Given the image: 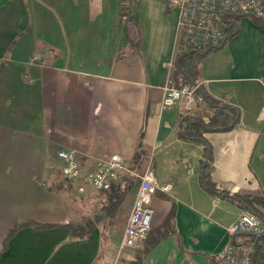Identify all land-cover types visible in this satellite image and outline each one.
Returning a JSON list of instances; mask_svg holds the SVG:
<instances>
[{
  "label": "crops",
  "instance_id": "obj_1",
  "mask_svg": "<svg viewBox=\"0 0 264 264\" xmlns=\"http://www.w3.org/2000/svg\"><path fill=\"white\" fill-rule=\"evenodd\" d=\"M129 11L132 48L121 44ZM178 16L172 0H0V264H214L223 253L243 209L200 184L203 147L177 134L181 114L211 110L161 108ZM199 66L203 91L239 111L232 129L203 134L212 181L229 195L264 192V28L242 17ZM151 147L178 160L171 179ZM61 149L76 151L79 178L59 176ZM111 155L123 170L111 189H92L85 172ZM146 169L170 186L152 197L151 226L172 211V229L146 253L145 243L119 252ZM26 220L50 226L18 229L1 251ZM87 220L89 235L72 236ZM253 264H264V240Z\"/></svg>",
  "mask_w": 264,
  "mask_h": 264
},
{
  "label": "built area",
  "instance_id": "obj_2",
  "mask_svg": "<svg viewBox=\"0 0 264 264\" xmlns=\"http://www.w3.org/2000/svg\"><path fill=\"white\" fill-rule=\"evenodd\" d=\"M178 8L175 50L202 49L218 45L224 38V19L229 14L251 13L264 19V0H172ZM200 82L179 87L165 83L161 108L180 103L184 110H195L202 102L198 92ZM61 161L59 173L67 179L79 178L80 164L74 149L57 151ZM124 168L118 155L97 162L84 174V182L94 190H109ZM139 183L132 207L126 218L118 251L139 248L151 227L152 197L157 190L169 191L170 186H159L151 169L137 174ZM82 189V188H81ZM230 240L214 264H252L259 237L264 234V221L254 212L243 210L227 226Z\"/></svg>",
  "mask_w": 264,
  "mask_h": 264
},
{
  "label": "trees",
  "instance_id": "obj_3",
  "mask_svg": "<svg viewBox=\"0 0 264 264\" xmlns=\"http://www.w3.org/2000/svg\"><path fill=\"white\" fill-rule=\"evenodd\" d=\"M248 16L253 22L264 28V19L256 17L251 13H235L229 14L224 19V38L215 46L202 49L189 50H175L169 68L168 82L179 87L183 84H196L200 76V63L207 55L221 49L229 39L237 34L239 30L240 19ZM204 104L211 110V114L204 118L201 114L194 112H187L181 114V118L177 125V134L179 137L191 140L203 147V157L199 162V181L200 184L209 192L224 195L236 200L243 210H248L259 215L264 221V192L259 194L244 193L229 195L222 190H218L215 183L211 179L212 171V151L209 143L204 138L203 134L207 131H226L232 129L239 121V111L237 108L224 104L215 98L205 93L201 87L198 88ZM172 211L168 214L166 219L160 226L150 227L148 236L145 240L142 253H146L154 244L156 239H160L172 229ZM26 226L46 227L50 225H40L33 221H22L11 227L4 238L1 251L6 247L9 238L20 228ZM92 224L89 220L85 221L83 225L74 226L71 229L72 236H87L89 235ZM264 240V234L259 237L257 250L253 257V262L257 255V251ZM133 264H136L135 262Z\"/></svg>",
  "mask_w": 264,
  "mask_h": 264
},
{
  "label": "rangeland",
  "instance_id": "obj_4",
  "mask_svg": "<svg viewBox=\"0 0 264 264\" xmlns=\"http://www.w3.org/2000/svg\"><path fill=\"white\" fill-rule=\"evenodd\" d=\"M129 19L124 23L120 24V29L123 27L124 32L121 34V44L122 46H125L127 48H132L135 45V39L137 37L136 30L135 32L133 30V23L131 21V12L129 11ZM172 84L171 82H169ZM171 107V106H170ZM169 108V107H166ZM173 154H168L165 151H163L160 148H150V151H148V157L150 161H153L152 165H155V163L158 165V169L156 173H159L160 176L166 177L171 179V176L173 174L174 168L178 170L179 162L177 159L171 157ZM60 168V167H59ZM185 172V171H184ZM60 174V173H58ZM61 178H63L61 175H59ZM258 194V193H256ZM230 204H234L233 206L236 208V203L232 202Z\"/></svg>",
  "mask_w": 264,
  "mask_h": 264
}]
</instances>
